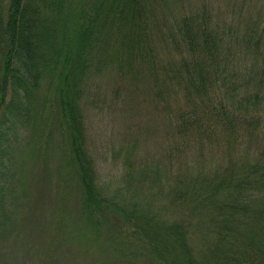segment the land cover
Listing matches in <instances>:
<instances>
[{
	"label": "trees",
	"instance_id": "trees-1",
	"mask_svg": "<svg viewBox=\"0 0 264 264\" xmlns=\"http://www.w3.org/2000/svg\"><path fill=\"white\" fill-rule=\"evenodd\" d=\"M180 2L0 0V153L29 127L41 164L53 141L62 205L51 240L54 230L44 228L11 237L17 221L3 212L0 247L10 236L28 253L40 234L48 264H81L70 244L86 239L103 251L101 264H264V111H240L241 102L264 106V25L229 22L225 31L205 7L182 14ZM156 41L179 57L169 71L157 65ZM233 45L251 54V63L260 60L245 80L258 79V90L238 104L224 79L234 71L219 64ZM162 70L168 74L160 78ZM111 73L129 92L145 76L155 85L174 80L184 91L187 109L176 116L202 152L166 184L153 161L154 188L164 201L118 199L119 186L107 193L97 180L83 109L93 105L92 95L101 99L100 81ZM0 264H9L5 253Z\"/></svg>",
	"mask_w": 264,
	"mask_h": 264
},
{
	"label": "rangeland",
	"instance_id": "rangeland-1",
	"mask_svg": "<svg viewBox=\"0 0 264 264\" xmlns=\"http://www.w3.org/2000/svg\"><path fill=\"white\" fill-rule=\"evenodd\" d=\"M180 1L178 6L182 7V14L205 7L209 21L214 26L226 25L223 28L225 31L229 22L234 27L243 26L249 21H255L259 27L264 25V0ZM168 46L165 47L162 41L155 42V60L157 65L164 64L165 71H169V66L173 68L175 65L171 63L177 62L179 58ZM235 48L233 45L219 64L221 67L227 65L226 71H234V76L224 72V79L228 81L225 87L229 91L230 86L236 89L232 101L238 104L237 99L258 90V79L248 84L245 80L248 81L251 67L257 69L260 66V60L258 64L251 63V54L244 48ZM164 73L163 70L157 72L160 78L168 74ZM104 75L100 81L101 99L92 95L93 105L83 109L85 144L97 180L107 193L119 186L120 190L116 192L118 199L142 204L148 198L157 203L163 198L154 188L153 161L163 171L161 184H166L169 177L186 174L184 169L190 167L191 160L202 152L199 148L201 143L187 135L176 116L182 109H187L184 91L181 84L174 80L171 84L163 82L155 85L150 76H145L142 82L134 83L135 91L129 92L126 83L116 75ZM216 93L219 98L224 93V87ZM242 107H247L249 114L250 111L256 114L264 111L263 105L241 102L240 111L243 112ZM17 132L7 142V148L5 143L2 144L4 150L0 153V160L4 161V166L0 167V216L4 212L7 217H14L18 230L14 229L10 236L20 235L22 239L26 231L41 232L40 229L44 228L46 233H50L54 226L57 228L62 205L58 204L59 197L55 188L56 167L59 163L55 143L52 141L48 156L41 162L46 169V178H43V167L35 153L37 146L31 129L27 127ZM207 144L208 141L204 142V145ZM0 222H4L1 217ZM55 233L56 230L50 234V240ZM39 235L31 239L28 253H23L22 249L18 252L20 240L6 237L0 247V255L5 253L9 264H48L44 237ZM70 246L77 253L81 264H101L104 261L100 247L96 248L87 239L73 241Z\"/></svg>",
	"mask_w": 264,
	"mask_h": 264
}]
</instances>
